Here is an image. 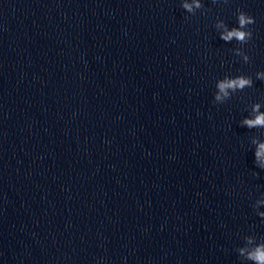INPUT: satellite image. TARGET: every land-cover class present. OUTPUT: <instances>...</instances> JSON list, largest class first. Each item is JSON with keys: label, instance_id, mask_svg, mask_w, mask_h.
<instances>
[{"label": "clouds", "instance_id": "obj_1", "mask_svg": "<svg viewBox=\"0 0 264 264\" xmlns=\"http://www.w3.org/2000/svg\"><path fill=\"white\" fill-rule=\"evenodd\" d=\"M196 7H200L199 3L196 4ZM184 8L187 9L188 11H192V6L189 4H184ZM245 23H246V20L244 16L242 15L240 17V24L241 26H243ZM245 35L246 34L244 32L233 30L229 32L226 36H223L222 38L225 40H229L232 37H236L239 40H243L245 38ZM249 83H250L249 80L241 78V79L227 81L226 83H221L219 85V88L221 92H225L226 88H237V87L243 88ZM225 94L227 93L225 92ZM217 99H219V96L217 97ZM246 123L249 125V127H252L255 125H264V115H259L257 116L255 120L246 121ZM260 147H261V151H264V145H261ZM260 155H261V152H258L257 157H259ZM249 258L258 261V264H264V246L257 248L254 253L250 254Z\"/></svg>", "mask_w": 264, "mask_h": 264}]
</instances>
